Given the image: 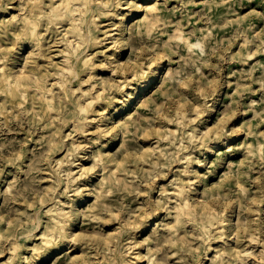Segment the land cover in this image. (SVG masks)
Masks as SVG:
<instances>
[{
  "label": "rangeland",
  "instance_id": "374dc122",
  "mask_svg": "<svg viewBox=\"0 0 264 264\" xmlns=\"http://www.w3.org/2000/svg\"><path fill=\"white\" fill-rule=\"evenodd\" d=\"M105 1L100 10L92 2L98 38L81 47L94 62L92 87L86 76L70 82L66 23L44 18L36 45L15 34L27 0H0V264H261L264 0ZM37 75L56 95L51 108L31 81H22L25 96L2 104L6 76ZM101 87L112 102H96L77 133L68 114L82 89ZM60 160H75L76 179ZM181 181L196 213L175 221ZM56 200L70 214V239L34 251Z\"/></svg>",
  "mask_w": 264,
  "mask_h": 264
},
{
  "label": "bare ground",
  "instance_id": "6f19581e",
  "mask_svg": "<svg viewBox=\"0 0 264 264\" xmlns=\"http://www.w3.org/2000/svg\"><path fill=\"white\" fill-rule=\"evenodd\" d=\"M44 0H27V11L28 13L23 18V23L21 24L20 31L18 33L15 32L16 35L21 33L22 35H28L30 38H33V42L36 45L42 44L43 36L42 31L40 30L41 24L44 18L47 19L50 23H66L68 28L64 33L66 36L68 48L66 53V62L68 63L67 71L70 73L72 80H78L80 84L84 81L83 76L88 77L87 80L91 81V86H95L96 80H92L94 77L93 68L94 62L91 59V56L88 54H83L82 43L87 40H97V36L92 32V28L90 26L91 21L95 19L92 18L94 16L93 11H95L92 2L96 4L97 9H105L107 8L108 2L105 0H59L52 1L50 5L47 7L43 4ZM121 4V2H119ZM145 8L148 11L154 13V16L157 14V6L153 2H148L145 5ZM91 14V16H90ZM90 16V17H89ZM20 37L16 38L15 43H19ZM76 41V42H75ZM12 47H7L3 49V56L7 57V54L11 52ZM18 53H22L19 51ZM161 68V65L158 66ZM4 69V67H1ZM158 69V70H159ZM148 73L143 76L145 79L147 78ZM16 77L14 79H10L9 76L4 78L6 84H8V88L5 90L6 94L1 98L2 104L7 106L9 103L14 102L15 100L21 98V96H25L26 92L29 89L22 86V81H31L33 85L31 86V91L36 92L39 98H41L47 105V108H51L54 98L56 95L52 93L49 95L50 91H52V87H48V83L45 82L44 77L42 75H37L36 77ZM27 79V80H26ZM125 86V82H123ZM54 84V83H52ZM68 87V86H67ZM146 87V84L143 88ZM81 88V87H80ZM105 87H101V91L97 89V93L95 95H90L89 92L82 89L81 96L79 100L76 101L75 108L72 113L68 114L70 119L73 120V124L77 133H84L88 130L87 125H89L93 118H91V113L93 111V107L96 102L107 99L109 103L112 102L107 95L104 94ZM144 91V90H143ZM142 91V92H143ZM69 92L68 88L64 89V98L67 97V93ZM60 96V93H59ZM130 104V102L128 103ZM80 145L76 143L75 137L72 139V146L69 149L72 151V155H77L78 149ZM187 160L189 156H186ZM60 166H65V173L73 179H76L75 175H73L74 165H76L75 160H71L69 165L66 166L63 160L59 161ZM83 169V166L80 168ZM82 171V170H81ZM113 174V173H112ZM113 175L104 174L101 178L103 182L107 179L108 182L112 183ZM78 192L81 189H77ZM173 194L176 198L175 209H177V213L175 215V221H180L179 217L185 215V218L194 219L196 208L194 206L193 201L190 199V195L188 194L187 184L183 181L176 183ZM74 206V203L71 204ZM47 212L50 214V220L45 226V229L40 234V241H34L33 250L39 251L41 249L47 250L49 252L56 248L60 241L70 239V233L68 232V224L70 219L69 212L65 209L62 202L60 200H56L53 205H51ZM184 218V217H183ZM183 220V219H182ZM225 217L218 218L219 227L224 228L223 226L227 223ZM216 222L210 221L208 227L205 230L208 232V229L211 228ZM174 227V226H172ZM219 233L222 235L225 234L223 229L219 230ZM20 243L14 242V248L17 247ZM60 250V249H59ZM61 251V250H60ZM248 251V250H245ZM226 254V253H225ZM264 254V253H263ZM24 259H28L29 256L27 254L23 255ZM239 261H243L241 258ZM134 261L133 263H136ZM238 263V261H236ZM235 263V264H236ZM264 264V261L260 262ZM2 264H6L3 262ZM121 264H127L126 261ZM216 264H226L224 261V257L219 260Z\"/></svg>",
  "mask_w": 264,
  "mask_h": 264
}]
</instances>
